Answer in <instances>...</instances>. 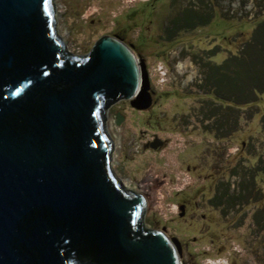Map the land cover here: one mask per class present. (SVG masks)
Listing matches in <instances>:
<instances>
[{"label":"water","instance_id":"95a60500","mask_svg":"<svg viewBox=\"0 0 264 264\" xmlns=\"http://www.w3.org/2000/svg\"><path fill=\"white\" fill-rule=\"evenodd\" d=\"M56 6L0 0V264H182L118 180L106 111L152 105L146 65L112 36L72 54Z\"/></svg>","mask_w":264,"mask_h":264},{"label":"rangeland","instance_id":"374dc122","mask_svg":"<svg viewBox=\"0 0 264 264\" xmlns=\"http://www.w3.org/2000/svg\"><path fill=\"white\" fill-rule=\"evenodd\" d=\"M147 1L56 6L72 54H88L109 35L144 51L139 62L152 105L139 111L126 100L106 111L118 180L128 178L133 188L126 189L151 196L146 226L166 232L183 264H264V0H248L242 10L238 0L225 4L230 18H217L209 33L219 46L213 60L201 57L204 40H187L165 60L146 50L144 34L132 38L126 17L117 18ZM229 60L222 90L213 69Z\"/></svg>","mask_w":264,"mask_h":264},{"label":"flooded vegetation","instance_id":"af4514ba","mask_svg":"<svg viewBox=\"0 0 264 264\" xmlns=\"http://www.w3.org/2000/svg\"><path fill=\"white\" fill-rule=\"evenodd\" d=\"M230 1L150 0L133 6L125 14L118 16L117 19L126 17L124 21H126L127 25H131V29L128 31L132 38H138L142 34L149 38L150 43L145 48L147 51L152 50L151 54L153 53L156 58L168 59L175 48L183 45L187 40L193 39L197 43L199 40H204L208 43V47L202 49L204 53L201 54V57L206 60H213L216 55L211 54L215 50H219V46H217L216 41L209 33L217 18L222 20L230 18V8L228 11L225 5L227 3L230 4ZM238 2L241 10L242 6L246 9L249 7L248 0H238ZM259 3V6L262 7V2L260 1ZM140 7H146V10L141 11ZM109 36L123 41L118 35ZM125 44L132 49L138 60H142L140 57L144 55V51L142 53L138 52L135 44ZM155 53L159 55L156 56ZM130 103L133 109L139 110L133 105L132 100H130Z\"/></svg>","mask_w":264,"mask_h":264},{"label":"trees","instance_id":"16d2710c","mask_svg":"<svg viewBox=\"0 0 264 264\" xmlns=\"http://www.w3.org/2000/svg\"><path fill=\"white\" fill-rule=\"evenodd\" d=\"M254 42H252V44H253ZM246 48V46H244V49ZM256 51H258V52H260L261 50H263V47H261V48H259L258 50L257 49H255ZM217 51L218 50H215L211 55H216V53H217ZM254 53V52H253ZM249 58H253V55H251V53L250 54H248V59ZM263 59H264V57H263ZM259 60V59H258ZM260 61V64L261 65H263L264 64V60H259ZM241 63H242V60H241ZM228 65H230V60L229 61H224L221 65H219V66H216L214 69H213V71H214V73L215 74H219V76H218V80H217V83H222L221 85V89L223 90L224 89V86H223V81L226 79L225 78V76H226V72L229 70V69H227V67H228ZM235 66H239V64L238 65H234V63H232L231 64V67H232V69H233V67H235ZM264 66V65H263ZM230 68V67H229ZM226 81H227V79H226ZM229 85V84H228ZM223 87V88H222ZM217 98H219L220 96H218L217 94L215 95ZM224 98V97H223Z\"/></svg>","mask_w":264,"mask_h":264},{"label":"bare ground","instance_id":"6f19581e","mask_svg":"<svg viewBox=\"0 0 264 264\" xmlns=\"http://www.w3.org/2000/svg\"><path fill=\"white\" fill-rule=\"evenodd\" d=\"M121 182L123 183L124 186H126L127 188H133V182L130 179H124L123 181L121 180ZM128 190V189H127ZM131 191V190H130ZM134 192V191H133Z\"/></svg>","mask_w":264,"mask_h":264},{"label":"built area","instance_id":"2783aa9c","mask_svg":"<svg viewBox=\"0 0 264 264\" xmlns=\"http://www.w3.org/2000/svg\"><path fill=\"white\" fill-rule=\"evenodd\" d=\"M243 12V11H242ZM182 261V260H181ZM182 264H183V262H182Z\"/></svg>","mask_w":264,"mask_h":264}]
</instances>
